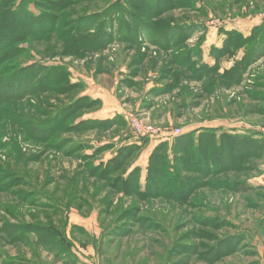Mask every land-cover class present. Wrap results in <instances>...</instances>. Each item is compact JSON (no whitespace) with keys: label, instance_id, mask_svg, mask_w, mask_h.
<instances>
[{"label":"rangeland","instance_id":"rangeland-1","mask_svg":"<svg viewBox=\"0 0 264 264\" xmlns=\"http://www.w3.org/2000/svg\"><path fill=\"white\" fill-rule=\"evenodd\" d=\"M25 1L51 20L0 59V264H264V0ZM207 133L263 150L211 152L176 197L117 186L140 171L145 189L155 146Z\"/></svg>","mask_w":264,"mask_h":264},{"label":"trees","instance_id":"trees-1","mask_svg":"<svg viewBox=\"0 0 264 264\" xmlns=\"http://www.w3.org/2000/svg\"><path fill=\"white\" fill-rule=\"evenodd\" d=\"M14 2H17V0H0V59H4L8 55H10L6 52L15 44L28 42V38L33 37L32 35L39 32L41 28L46 33V27H43L42 25H44L45 19H50L47 16H44V14L35 15L33 14V12L31 13L27 9V1L24 2V0H21V2L15 4L12 7L11 4ZM56 2L58 3L54 4L55 9H57V7L63 8L67 4L66 0H57ZM262 30H264V27L262 28ZM134 32L136 33L135 29ZM262 45H264V43H262ZM236 67L240 68L241 70L242 66L236 65L234 68H232L231 72H225V76L229 79V81H227V83L229 84L236 83L240 80L238 75L234 76V73L237 72ZM34 68V66H24L22 68H19V66L16 64L12 69V71L15 70L14 73H16L13 74L12 77L15 76L16 78H20V74L27 70H30L28 73H33L34 71H36ZM42 72L43 71H41V73ZM44 74L45 73H43L42 75ZM35 84L36 82L33 83L32 90L33 88L37 87ZM68 114L69 115L65 119L72 116L70 115L72 113L69 112ZM56 119L59 120L58 124H60L62 119H58V116L56 117ZM94 122H111L112 124H115V121L112 119H97ZM58 128L59 125L55 129V132ZM224 136L227 137V139H225L224 142H221V140H216V136L213 133H207V135L201 134L196 138H194L193 135L189 134L181 135L173 139V143H171L172 146L169 150L166 149L168 143L158 144L154 147L149 157V164L145 178L146 188L141 189V187H139L138 185L139 183H141L142 179L140 171L134 172L136 173V175L130 174L127 177L122 176V179L121 181H119L120 183H117V186L120 187V190L135 191L139 197H146L149 194L154 195L157 193L154 192V190H160V192L163 190H168L169 194L176 197L178 195L188 193V191H191V188L196 184L194 179L189 176L183 175V172L185 174L190 173L192 170L195 171L197 168L199 169V167L203 166L204 168L207 167L208 169L206 172L204 171L206 175H210L218 169V165H215V167L211 170L208 167L210 164H213L211 161H209L211 152H218L220 155V160L225 158V163L227 159L232 157V160L239 164L242 158L255 157L261 150H263V146H261L260 144L262 142L259 138H255L252 136H239L237 134H226ZM132 147H134V145ZM124 148H122V150L125 153L122 150L118 151L116 157L110 159L105 164V171L107 170V167L111 166L113 168H117L116 170L123 169L126 163L125 160L128 156H130V153H127ZM243 148H248L247 152H243ZM137 150H139V148L134 147L133 152H137ZM229 150L230 153H228ZM239 151H241V154H239ZM227 155L230 156L228 157ZM225 165L227 166V163ZM219 167L221 168V165ZM201 172L204 176V172ZM100 174L103 176L107 175L105 176L106 178L108 177V174ZM172 185H174L175 188L170 187ZM176 189H178L177 192H175ZM175 193L177 194L175 195Z\"/></svg>","mask_w":264,"mask_h":264},{"label":"built area","instance_id":"built-area-1","mask_svg":"<svg viewBox=\"0 0 264 264\" xmlns=\"http://www.w3.org/2000/svg\"><path fill=\"white\" fill-rule=\"evenodd\" d=\"M131 124L137 135L154 136L162 134V130L157 129L153 124L145 122L137 117H132Z\"/></svg>","mask_w":264,"mask_h":264}]
</instances>
